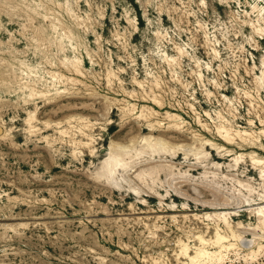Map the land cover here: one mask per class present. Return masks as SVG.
Masks as SVG:
<instances>
[{"label":"rangeland","instance_id":"374dc122","mask_svg":"<svg viewBox=\"0 0 264 264\" xmlns=\"http://www.w3.org/2000/svg\"><path fill=\"white\" fill-rule=\"evenodd\" d=\"M259 160L264 0H0V264H264Z\"/></svg>","mask_w":264,"mask_h":264},{"label":"bare ground","instance_id":"6f19581e","mask_svg":"<svg viewBox=\"0 0 264 264\" xmlns=\"http://www.w3.org/2000/svg\"><path fill=\"white\" fill-rule=\"evenodd\" d=\"M227 157H228V156H227ZM258 162H259V163H260V162H261V163H264V161H263V160H261V161L259 160V161H257V163H258Z\"/></svg>","mask_w":264,"mask_h":264}]
</instances>
